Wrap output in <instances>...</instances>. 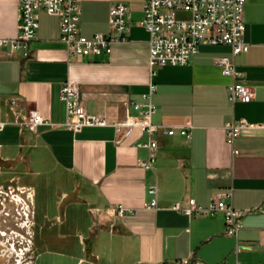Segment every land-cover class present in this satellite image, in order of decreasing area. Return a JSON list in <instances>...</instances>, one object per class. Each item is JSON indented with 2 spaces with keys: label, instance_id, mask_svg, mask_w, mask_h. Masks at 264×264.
<instances>
[{
  "label": "crops",
  "instance_id": "1",
  "mask_svg": "<svg viewBox=\"0 0 264 264\" xmlns=\"http://www.w3.org/2000/svg\"><path fill=\"white\" fill-rule=\"evenodd\" d=\"M77 1L86 37L109 33L110 7L126 5V41L114 43L110 54L77 61L60 40L59 19L40 12L28 50L10 56L0 46V121H10L0 131V187L33 195L31 264H264V0H244L249 49L233 58L239 81L253 89L248 103L229 102L232 80L214 64L231 57L230 46L202 45L187 65L157 69L152 123L192 129L189 140L155 134L151 170L139 165L148 151L136 147L147 134L134 128L117 138L111 125L141 119L134 105L151 80L149 34L137 24L143 1ZM17 16L16 0H0V38L17 36ZM68 79L79 86L88 113L109 125L78 133L62 125L60 88ZM13 98L19 113L37 111L53 126L21 131L7 103ZM230 121L253 125L232 146L224 129ZM153 185L157 204L149 208ZM229 190L231 200H223L238 213L236 237L224 234L222 212L188 217L171 210L190 199L206 209ZM119 205L125 214H116ZM11 223L7 218L2 229Z\"/></svg>",
  "mask_w": 264,
  "mask_h": 264
},
{
  "label": "built area",
  "instance_id": "2",
  "mask_svg": "<svg viewBox=\"0 0 264 264\" xmlns=\"http://www.w3.org/2000/svg\"><path fill=\"white\" fill-rule=\"evenodd\" d=\"M18 7L17 36L14 39L0 38V46L8 47L9 55L19 51H26L32 41L36 39L39 27V13L55 16L60 21V40L64 43L70 57L81 61L82 58L110 54L111 47L116 42L126 41L128 30L129 9L124 4H116L110 7L108 24L110 32L86 37L80 34L79 21L81 8L77 0H16ZM142 17L138 25L149 34V75L148 90L142 95V102L135 104L141 119L135 121L128 119L123 122L111 124L116 136H127L134 128H139L146 133L148 140L145 143H137V148L148 151V159L140 161L139 165L146 170H151L155 161V153L158 142L154 135L163 132L168 136L179 134L186 139H191L192 125L182 126H156L152 123V116L156 111L153 96L156 85L152 78L157 69L165 66L187 65L198 48L202 45H227L231 47V57H219L214 59V64L219 67L222 75L230 77L232 82L228 86V100L230 103H248L253 98V89L240 82L241 74L235 69L233 58L241 53H246L249 45L244 41V0H142ZM1 67V60H0ZM60 99L65 105V121L62 125L73 133L80 132L85 127L107 126L109 123L104 117L88 113L82 99L79 86L71 80H66L60 88ZM17 99L8 100L15 119L13 121L21 131H35L38 126L52 125L46 121L37 111L19 113L15 110ZM10 124V121H0V131ZM253 127L243 121H230L225 124L226 141L233 145L243 128ZM118 141V139H117ZM236 154V150L233 151ZM14 188L0 187V208L6 207L7 203L15 205V214L12 216L15 225L24 230L20 235L15 230H8L5 243H0V248L6 256V262L11 264H31V258L25 260L24 254L31 253L32 241V197L29 190L18 189L21 194H26V200L22 197L13 198ZM153 200L147 205L156 208L157 187L149 188ZM231 190L216 194L208 208L204 209L197 205L194 199L188 201L187 206L176 203L171 210L191 217L194 214L224 213V234L236 237L241 225L238 221V213L231 203L223 199L231 200ZM11 200V202H7ZM19 206V209L17 208ZM127 209L117 206V215H123ZM4 234V232H1ZM15 235L21 236L28 247L15 249L10 241ZM24 242V241H23ZM8 244V246H7ZM184 259L180 264H188Z\"/></svg>",
  "mask_w": 264,
  "mask_h": 264
},
{
  "label": "rangeland",
  "instance_id": "3",
  "mask_svg": "<svg viewBox=\"0 0 264 264\" xmlns=\"http://www.w3.org/2000/svg\"><path fill=\"white\" fill-rule=\"evenodd\" d=\"M14 193H11L10 196L12 195L13 198H17V197H22L23 199L26 200V194H21L20 192H18L19 190L14 187ZM7 202H11V200L7 201ZM13 205V204H12ZM15 205H14V208L10 210V215H8V219H10L12 221V223L10 224V229L12 230H15L16 232H18L20 235H23L24 234V230L20 229L19 227H17L15 225V220H14V217L12 218V216H14L15 214ZM19 209V206L17 207ZM1 240H4V238H1ZM24 241V242H23ZM13 243L15 242V247L17 248V250L19 248H24V247H28V244L25 240H22L21 236L19 235H15V238L14 240L10 241V243ZM8 246V245H7ZM25 254H26V251H25ZM30 256H31V253H30ZM12 263V260L10 261Z\"/></svg>",
  "mask_w": 264,
  "mask_h": 264
},
{
  "label": "flooded vegetation",
  "instance_id": "4",
  "mask_svg": "<svg viewBox=\"0 0 264 264\" xmlns=\"http://www.w3.org/2000/svg\"><path fill=\"white\" fill-rule=\"evenodd\" d=\"M14 208V205L10 204V203H7L6 207L4 208H0V239L1 238H4V240L2 241H6L7 240V237H6V234L8 236V230H10V227H6L4 228V230L2 229L4 226H3V223L6 225L7 224V217L8 215H10V210ZM5 218V220L3 221V219ZM6 229V230H5ZM1 232H4V234H1ZM19 234V233H18ZM15 237H13V240H14ZM14 245H15V242H14ZM15 249L17 250V248L15 247ZM4 253L1 251V248H0V258L1 256L3 255ZM4 259H3V263L4 264H11V263H8L6 262V256L5 254L3 255ZM25 260H29L31 258L30 256V253L27 252L26 254H24V257H23Z\"/></svg>",
  "mask_w": 264,
  "mask_h": 264
},
{
  "label": "bare ground",
  "instance_id": "5",
  "mask_svg": "<svg viewBox=\"0 0 264 264\" xmlns=\"http://www.w3.org/2000/svg\"><path fill=\"white\" fill-rule=\"evenodd\" d=\"M0 243H2V244H3V243H5V242H4V241H2V240L0 239ZM7 245H8V244H7Z\"/></svg>",
  "mask_w": 264,
  "mask_h": 264
}]
</instances>
